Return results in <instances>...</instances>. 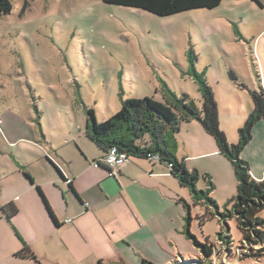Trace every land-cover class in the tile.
Masks as SVG:
<instances>
[{
  "label": "rangeland",
  "instance_id": "374dc122",
  "mask_svg": "<svg viewBox=\"0 0 264 264\" xmlns=\"http://www.w3.org/2000/svg\"><path fill=\"white\" fill-rule=\"evenodd\" d=\"M10 1L11 13L0 17V164L64 162L83 145L87 109L103 121L127 98L164 101L165 83L201 107L190 48L195 69L212 88L219 128L230 144L239 141L254 108L251 91H264V0L261 5L223 0L213 9L168 16L104 0ZM175 152L188 156L190 169L210 175L211 196L225 212L237 194L235 170L197 119L176 134ZM241 158L249 162L252 178L264 175V118L254 125ZM208 186L201 176L197 187ZM180 193L191 205L190 232L201 243L217 242L219 251L207 264H264L259 255L264 247L245 243L235 216L227 218L228 228L219 215L201 225L197 215L206 207L194 204L189 188ZM258 216L264 218V208ZM5 222L0 220V264H8L19 243L16 230ZM224 229L233 241L230 250L217 241ZM178 247L185 259L194 258L186 242L173 251Z\"/></svg>",
  "mask_w": 264,
  "mask_h": 264
},
{
  "label": "crops",
  "instance_id": "0c3cea01",
  "mask_svg": "<svg viewBox=\"0 0 264 264\" xmlns=\"http://www.w3.org/2000/svg\"><path fill=\"white\" fill-rule=\"evenodd\" d=\"M81 139L64 162L0 164V204L19 206L10 220L0 210L19 238L8 264H39L16 255L24 243L40 264H171L186 257L179 247L173 251L179 242L202 259L178 201L187 196L166 163L130 156L111 175L95 164L103 152L85 133Z\"/></svg>",
  "mask_w": 264,
  "mask_h": 264
},
{
  "label": "trees",
  "instance_id": "16d2710c",
  "mask_svg": "<svg viewBox=\"0 0 264 264\" xmlns=\"http://www.w3.org/2000/svg\"><path fill=\"white\" fill-rule=\"evenodd\" d=\"M222 1L104 0L108 4L136 7L159 16H168L198 8L213 9L219 6ZM253 1L261 5V0ZM12 9L13 4L10 0H0V17L10 14ZM189 59L193 65L194 79L199 84L202 93L203 104L201 107L186 93L177 96L165 83L163 86L164 101H158L149 96L127 98L123 100L119 111L103 121L97 120L94 109H87L85 135L103 152L100 159H103L113 147L126 153L128 158L135 156L152 160V157L157 155L158 161L169 166L181 186L189 188L194 204L206 207L204 214L197 215L201 220V225L205 224L209 218L219 215V219L228 228L227 218L235 216L245 243L253 247L261 245L263 248L264 218L259 217L258 213L264 208V175L258 180L252 178L250 164L241 158V152L252 139L254 125L264 118V91H251L254 108L245 125L239 130V141L230 144L225 132L219 128L218 107L212 88L208 85L205 75L195 69L196 55L192 48L189 50ZM194 119H197L203 129L214 138L218 151L225 155L234 167L238 180L237 194L228 201L225 212L220 211L219 205L211 196L215 185L210 175L208 173L201 174L197 168L190 169L187 166L186 157L179 158L176 155V134L184 123ZM97 165L104 164L98 163ZM25 174L29 176L26 172ZM201 176L209 185L205 189L197 187ZM39 192L50 209L48 201L40 189ZM178 201L187 211L185 216L187 236L193 239L195 247L203 256V262L207 264V258H211L214 253L219 251L217 242L207 238L204 243H201L188 230L192 221L190 202L185 198H179ZM0 210L10 220L18 213L19 206L16 202L10 201L3 205L0 204ZM217 241L219 244H224L227 250H230L233 244L226 229L218 233ZM260 252L262 253L259 255L263 256L264 251ZM16 255L35 260L40 264L37 256L26 243ZM246 256L250 257L249 254ZM100 264L104 263L101 261Z\"/></svg>",
  "mask_w": 264,
  "mask_h": 264
},
{
  "label": "built area",
  "instance_id": "2783aa9c",
  "mask_svg": "<svg viewBox=\"0 0 264 264\" xmlns=\"http://www.w3.org/2000/svg\"><path fill=\"white\" fill-rule=\"evenodd\" d=\"M1 113V112H0ZM0 124H1V118H0ZM129 160L128 155L120 150H118L116 147H113L108 154L100 160L95 161V164L98 163L104 164L110 171L111 175H116L118 170L126 164V162ZM153 161H158L159 158L157 155L152 157ZM68 183L71 182V179L66 180ZM86 206H89V203H85ZM70 220H67V222Z\"/></svg>",
  "mask_w": 264,
  "mask_h": 264
},
{
  "label": "water",
  "instance_id": "95a60500",
  "mask_svg": "<svg viewBox=\"0 0 264 264\" xmlns=\"http://www.w3.org/2000/svg\"><path fill=\"white\" fill-rule=\"evenodd\" d=\"M171 264H205V263L201 258H193V259L178 260Z\"/></svg>",
  "mask_w": 264,
  "mask_h": 264
}]
</instances>
